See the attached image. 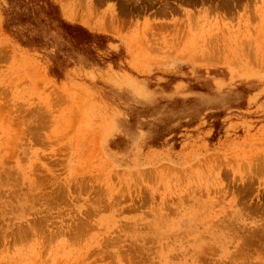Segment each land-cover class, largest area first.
Instances as JSON below:
<instances>
[{
    "label": "rangeland",
    "instance_id": "374dc122",
    "mask_svg": "<svg viewBox=\"0 0 264 264\" xmlns=\"http://www.w3.org/2000/svg\"><path fill=\"white\" fill-rule=\"evenodd\" d=\"M98 64L2 29L0 264H264V0H51Z\"/></svg>",
    "mask_w": 264,
    "mask_h": 264
},
{
    "label": "trees",
    "instance_id": "16d2710c",
    "mask_svg": "<svg viewBox=\"0 0 264 264\" xmlns=\"http://www.w3.org/2000/svg\"><path fill=\"white\" fill-rule=\"evenodd\" d=\"M2 29L21 47L37 51L53 49L48 54L49 73L59 78L67 59L77 60L80 55L84 65L98 64L91 45L103 49L105 36L91 33L78 24L64 21L51 0H4Z\"/></svg>",
    "mask_w": 264,
    "mask_h": 264
}]
</instances>
